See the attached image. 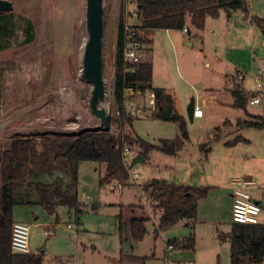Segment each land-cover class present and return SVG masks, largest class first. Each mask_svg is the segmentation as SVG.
<instances>
[{
    "label": "rangeland",
    "instance_id": "rangeland-1",
    "mask_svg": "<svg viewBox=\"0 0 264 264\" xmlns=\"http://www.w3.org/2000/svg\"><path fill=\"white\" fill-rule=\"evenodd\" d=\"M10 1L17 31L9 48L0 51V157L15 137L34 138L39 150L51 139H73L93 131H108L116 138L129 133L153 145L175 138L178 124L154 118L146 98L142 99V111L133 116L132 126H122L117 112H111L115 110L112 103L119 21L123 13L127 23H137L134 1L104 0L107 96L100 107L112 116L108 130L91 112L93 83L86 81L81 71V50L88 39L86 0ZM245 2L248 13L238 10L230 16L223 11L218 18L209 17L202 28L191 25L196 35L194 48L186 46L184 36L172 33L180 36L175 57L171 38L165 30H156L168 52L163 47L155 59L154 87L175 88L179 108L187 118L189 139L178 155L153 150L146 161L131 168L133 160L142 156L141 145L134 143L127 161L132 172L143 179L121 189H113L116 180L101 184L104 164L80 162L79 214L68 206H60L57 214L49 215L39 203L15 205L14 221L38 223L31 230V250L37 254L45 247L42 264H163L167 240L186 237L191 231L197 234L196 264H231V245L218 236L229 232L233 223L228 210L232 179L253 177L258 184L254 196L261 198L264 191V129L240 126L249 118L243 109L231 105L232 83L240 80L237 70L245 76L243 87L252 93L257 88L255 76L264 68V58L259 54L264 36L255 21L264 19V0ZM28 21L34 26V40L26 44ZM208 94L215 95L217 101L208 106L202 102L205 116L190 121L187 108L191 99L200 103ZM248 110L264 116V103L248 104ZM57 175L65 182L69 179L65 171L58 170ZM152 177L209 187V198L200 204V218L210 222L215 217L216 223H192V229L182 220L163 229L155 240L161 211L143 190ZM39 178L52 179L48 175ZM34 197L37 199L35 192ZM133 201L134 208L127 209L125 205ZM210 208L217 209V214ZM132 215L149 220L148 232L141 241L132 238L127 222Z\"/></svg>",
    "mask_w": 264,
    "mask_h": 264
},
{
    "label": "trees",
    "instance_id": "trees-1",
    "mask_svg": "<svg viewBox=\"0 0 264 264\" xmlns=\"http://www.w3.org/2000/svg\"><path fill=\"white\" fill-rule=\"evenodd\" d=\"M136 4L138 27L147 31L157 29L183 30L190 25L202 28L207 17L218 18L221 12L229 15L233 11L248 13L245 0H132ZM125 16L122 13L116 45L115 75L113 82V107L111 112H119L122 126H132L133 117L125 110V80L130 82L133 94L145 97L154 92L156 110L153 117L178 124L179 133L173 139H162L158 145H153L139 137L124 133L116 138L108 131L86 132L73 139H51L42 150L38 149L34 138L15 137L2 151L0 157V264H42L43 253H16L11 248L14 207L17 204L39 203L47 214H57L59 206L74 208L81 211V201L78 190V168L82 161H94L105 165V175L101 184L111 181H125L128 169L125 167L122 151L123 140L132 147L134 143L141 145V154L147 157L153 150L166 155L176 156L189 139L187 118L177 109V95L173 88H157L153 85V64L140 62L135 67L136 73L123 71V50L125 44ZM264 36V19H255ZM188 29V28H187ZM16 20L12 11L0 13V51L9 48L11 38L16 34ZM189 31V29H188ZM25 43L34 40V26L31 21L25 28ZM254 96L240 85L233 86L231 97L235 107L243 109L248 120L240 122L246 128L264 129V116L252 114L248 110V100ZM220 130V128H218ZM65 171L68 181L56 171ZM48 175L51 180L40 179ZM144 193L152 198L157 210L161 211L157 231L176 225L182 220H192L197 217L200 200L206 198L209 187L187 186L153 179L144 188ZM36 193L37 199L34 197ZM135 205L129 207L134 208ZM123 213L120 214L122 228ZM132 231V238L141 241L145 237L147 223L145 217L132 215L127 220ZM158 233V232H157ZM222 242L230 243L231 264H263L264 263V225H244L232 223L227 233H220ZM184 250H194L195 235L191 234L185 240L169 241Z\"/></svg>",
    "mask_w": 264,
    "mask_h": 264
},
{
    "label": "built area",
    "instance_id": "built-area-1",
    "mask_svg": "<svg viewBox=\"0 0 264 264\" xmlns=\"http://www.w3.org/2000/svg\"><path fill=\"white\" fill-rule=\"evenodd\" d=\"M185 33L188 32L184 28ZM125 44L123 50V71L127 73H136L137 64L142 62L141 51L143 49V39L146 37L147 29L144 27L135 26L132 23L125 22L124 26ZM256 89L253 92L254 96L249 99V105L263 104L264 98V68H260L255 76ZM125 110L129 116L136 115L139 109H136L131 101H128V93L131 92L129 87L130 82L125 80ZM149 104L153 111L156 110V97L154 92L149 93ZM119 115L120 113L117 112ZM204 116V109L198 104H195L194 118ZM131 147L127 141L123 140V161L128 169V178L125 181H116L113 187L121 189L123 185L137 184L143 177L137 172H132L128 165V155ZM233 186V206H232V222L244 225H264V204L259 202L253 195V191L258 188V184L253 177L242 176L232 179ZM38 223L28 224L24 222H15L12 229L11 248L16 253L28 254L31 253V230L37 227ZM166 255L164 264H195L193 258L170 256L173 253H180L184 249L176 247L172 243H166Z\"/></svg>",
    "mask_w": 264,
    "mask_h": 264
},
{
    "label": "water",
    "instance_id": "water-1",
    "mask_svg": "<svg viewBox=\"0 0 264 264\" xmlns=\"http://www.w3.org/2000/svg\"><path fill=\"white\" fill-rule=\"evenodd\" d=\"M13 3L10 0H0V13L11 11ZM104 0H86V27L88 39L85 42L82 59L83 78L93 83V91L90 99L92 114L97 116L105 129L111 126L112 116L100 104L105 103L107 96V86L104 78L105 71V18ZM264 58V46L259 52ZM195 99H192L187 108V116L190 121L194 119ZM145 160L138 156L132 162L131 168ZM45 251V247L40 251Z\"/></svg>",
    "mask_w": 264,
    "mask_h": 264
},
{
    "label": "crops",
    "instance_id": "crops-1",
    "mask_svg": "<svg viewBox=\"0 0 264 264\" xmlns=\"http://www.w3.org/2000/svg\"><path fill=\"white\" fill-rule=\"evenodd\" d=\"M231 16V15H230ZM230 16L228 17V20H229V18H230ZM208 18L209 17H207V19H206V22L208 21ZM190 20V19H189ZM188 20V23H187V28L189 29V31L187 32V33H185L183 30H169V29H163V30H165L166 31V33L168 34V36L171 38V41H172V45H173V51H172V54H173V56L175 57V55H176V48H177V45H179V42H180V36L179 35H172V33H179V34H181L182 36H184L185 37V39H186V46H188V47H191V48H194L195 47V41H194V39H195V37H196V35H193L192 34V31H191V25H190V21ZM139 22L137 21V23L135 22L134 24H138ZM133 24V23H132ZM158 30V29H157ZM172 36V37H171ZM261 46H264V37H262V41H261ZM165 48V50H166V52H168V48L166 47V44L165 45H163L162 46V40H160L159 39V35H157L156 34V30H150V31H147V34H146V37L143 39V49H142V51H141V58H142V62L143 61H145V62H151L152 64H153V81L155 80V75H154V65H155V59H156V57L158 56V54H160V52L162 51V48ZM174 50H175V54H174ZM261 50V49H260ZM260 52V51H259ZM236 74H238L239 75V78H240V80L237 82V83H235V82H233L232 84H233V86H235V85H240L244 90H245V88L243 87L244 86V81H245V76L240 72V70H237V73ZM227 75V74H226ZM227 76H229V78H230V76H233V74H229V75H227ZM154 85V84H153ZM233 86H232V88H231V90L233 89ZM155 87H159V88H166V87H162V86H155ZM175 89V88H174ZM176 95H177V109L184 115V116H186L185 114H184V112L179 108V102H180V99H179V96H178V94H177V90H176ZM130 98V99H129ZM144 98H146V100H145V104H146V106L149 104V96L146 94L145 95V97ZM192 99H194V98H192ZM192 99H191V101H192ZM202 99V101H200V103H198V100L197 99H195V104H197L198 103V105L201 107V105L200 104H202V102H203V104H204V106H208L210 103H212V102H216L217 100H216V96L215 95H212V94H208V96H205V97H202L201 98ZM128 101H131L132 103H133V105H134V107L136 108V109H139V111H142L141 110V108L140 107H142V97L141 96H139L138 94H133L132 93V91L131 92H129L128 93ZM190 101V102H191ZM231 105H234V102H233V99H232V102H231ZM235 106V105H234ZM143 108V107H142ZM148 108V107H147ZM204 116H205V112H204ZM203 116V117H204ZM176 137V136H175ZM141 156V155H140ZM145 158V160L144 161H146L148 158L147 157H144ZM153 179H160V180H166V181H168V182H173V183H178V184H181V183H179V182H176L174 179H168V178H166V179H163V178H155V177H152V178H150V180H153ZM184 185V184H183ZM209 194H210V192H209ZM209 194H208V196L206 197V198H204V199H202V200H200V202H199V206H198V212H197V217L195 218V219H192V220H186L185 221V223L184 224H186V226H187V228L189 227L190 228V226H192V229H194V225H191L192 223H202V224H214V223H216V221L215 220H213V219H215V217L212 219V220H210V222L208 221V220H206L207 218H200V212H201V206H200V204L202 203V201L203 200H207L208 198H209ZM254 195V194H253ZM228 196H229V199H230V202H229V204H228V210L232 213V206H233V194H232V192H229L228 193ZM259 202H262L263 204H264V191L261 193V198L260 197H258V195L257 196H254ZM136 201V200H135ZM135 201H133V202H129L128 204H123V205H125V206H127L126 208L128 209V207L130 206V205H135L136 203H135ZM34 203H37V202H34ZM60 207V206H59ZM93 208H96V206H94ZM210 211H212V213H214V214H217V209H213V208H210L209 209ZM133 211V210H132ZM232 216V215H231ZM200 219V220H199ZM17 222H21V221H17ZM24 223H26V222H24ZM29 224V223H28ZM148 224V223H147ZM232 226V225H231ZM147 227V226H146ZM86 230V229H85ZM148 230V229H147ZM84 231V230H83ZM161 231H163V229H160V230H158L157 231V228L154 230V238H155V240L159 237V234H160V232ZM158 232V233H157ZM193 231H191V233L188 235V236H186V237H182V238H179V237H173V238H170V239H168L167 240V242L169 243V241L170 240H173V239H177V240H185V239H187L188 237H190V235L191 234H193V235H195V248H194V250H183L182 252H180V253H173L172 255H170V256H175V257H185V258H193L194 259V261H195V264H196V258H195V249H196V246H197V244H198V241H197V234H195V232L194 233H192ZM47 233V232H46ZM227 233V232H226ZM199 235V234H198ZM219 237V236H218ZM220 240V239H219ZM31 253H32V250H31ZM165 255H166V250H164V255H163V264H164V258H165ZM155 256V254H153V256L152 257H154Z\"/></svg>",
    "mask_w": 264,
    "mask_h": 264
},
{
    "label": "bare ground",
    "instance_id": "bare-ground-1",
    "mask_svg": "<svg viewBox=\"0 0 264 264\" xmlns=\"http://www.w3.org/2000/svg\"><path fill=\"white\" fill-rule=\"evenodd\" d=\"M86 42V41H85ZM85 42L83 43V46H82V50H81V52H82V59H83V53H84V46H85ZM83 69H82V66H81V71H82ZM91 83V82H90Z\"/></svg>",
    "mask_w": 264,
    "mask_h": 264
}]
</instances>
